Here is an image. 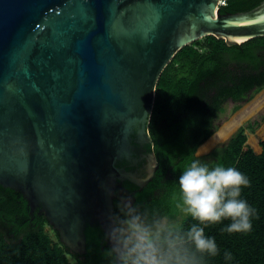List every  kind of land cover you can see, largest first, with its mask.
I'll use <instances>...</instances> for the list:
<instances>
[{"label":"water","instance_id":"obj_1","mask_svg":"<svg viewBox=\"0 0 264 264\" xmlns=\"http://www.w3.org/2000/svg\"><path fill=\"white\" fill-rule=\"evenodd\" d=\"M220 2L0 0V184L43 205L74 253L87 251V224L107 235L119 188L135 202L122 181L154 178V152L143 174L119 161L135 133L153 143L157 83L176 53L208 35L264 36V1L228 14Z\"/></svg>","mask_w":264,"mask_h":264},{"label":"trees","instance_id":"obj_2","mask_svg":"<svg viewBox=\"0 0 264 264\" xmlns=\"http://www.w3.org/2000/svg\"><path fill=\"white\" fill-rule=\"evenodd\" d=\"M263 1L227 0L220 12H247ZM263 88L264 36L233 45L214 35L198 39L176 53L157 83L148 126L153 143H147V150L155 153L159 167L143 189L129 180L125 182L130 191L135 190L134 205L142 211H156L178 220L183 213L177 207L178 179L197 158L210 167H234L250 181V186L242 189L240 198L256 209L252 229L231 234L222 231L230 220L205 227L206 235L215 238L220 250L217 257L206 256L205 264H264V140L259 154L250 147L245 149L247 131H254L258 123L240 126L225 145L216 147L209 155H196L199 147L217 130L216 121L225 111L227 101L243 102L250 93ZM239 107L235 105L234 110ZM18 196L23 198L18 191L0 185V208L7 211L0 213V218L16 223L9 229L0 228V264H109L104 256L109 247L107 235L100 225L87 227V251L82 255L70 252L57 231L54 241L46 228V218L35 228L20 231L11 211L15 206L12 199ZM120 202L115 200V211ZM28 215L24 218H30ZM193 224L198 221L186 216L176 225L188 230ZM225 251L232 253L231 260L224 259Z\"/></svg>","mask_w":264,"mask_h":264},{"label":"clouds","instance_id":"obj_3","mask_svg":"<svg viewBox=\"0 0 264 264\" xmlns=\"http://www.w3.org/2000/svg\"><path fill=\"white\" fill-rule=\"evenodd\" d=\"M180 202L177 207L198 224L188 230L178 227L167 215L141 210L129 200H121L109 216V247L104 256L109 264H205V257H217L220 250L205 227L224 220L231 223L227 233L252 229L256 209L241 199L249 179L234 167H210L193 159L178 179ZM200 225H203L201 227ZM232 253L224 252L231 260Z\"/></svg>","mask_w":264,"mask_h":264},{"label":"rangeland","instance_id":"obj_4","mask_svg":"<svg viewBox=\"0 0 264 264\" xmlns=\"http://www.w3.org/2000/svg\"><path fill=\"white\" fill-rule=\"evenodd\" d=\"M259 98H261V99H259ZM263 100H264V88L262 90H260L259 92L250 93L249 97L243 102L237 103V102H234L233 100H228L227 103L225 104V111L219 115V117L216 121L217 130L215 131L212 138L208 142L210 144L211 141L213 142L215 139H217L218 141L213 142L214 144H212L209 147H207L209 145V144L207 145L208 142L204 146H202L200 149V153H203V155H200V156L209 155L213 151V149H215L216 147L225 145L228 142V140L230 139V137L237 131V128L239 129L240 126L248 124V123H256V122L258 123V125H255V130L254 131H248V141L245 145V149L250 147V148L254 149V151L257 152L258 154L261 153V151H262L261 141H263V138H264V133L262 132V130L264 128L263 127L264 126V101ZM238 104L240 105V107L237 110H234L235 105H238ZM248 107H251L252 109L248 108ZM242 111H244V112H242ZM242 113L245 114V117L243 118V120H241L242 122L239 121L241 123H239V122L236 123L234 125V127L232 128V130L230 131V133L224 138V140L221 139L219 137V134H217V133H219L221 131V129L223 128L224 125L236 120L234 117H236L237 119L239 117L242 118V116L244 115ZM215 137H217V138H215ZM186 216L187 215L182 213V215H180L179 219L176 221H173V222L175 224H177L181 219L185 218ZM47 230L52 235V238L54 239V241H56V238H57L56 233H55L56 230H53L51 228H47ZM70 252H72V251L70 250ZM71 260L75 261V259L73 257H71Z\"/></svg>","mask_w":264,"mask_h":264},{"label":"flooded vegetation","instance_id":"obj_5","mask_svg":"<svg viewBox=\"0 0 264 264\" xmlns=\"http://www.w3.org/2000/svg\"><path fill=\"white\" fill-rule=\"evenodd\" d=\"M132 143H133L132 160L122 159V160L119 161V163L120 162H122V163L126 162V163H124L121 166L125 167L126 169H129V167H130L131 171L136 172L137 174H143L144 173V166L146 165L145 164L146 156L149 154V151L147 150V143L145 141H141L140 138H139V135L136 134V133L133 135ZM126 181H128V180L122 181V184L125 187H126V185H125ZM1 186H3V185H1ZM3 187H5V186H3ZM5 188H11V187H5ZM11 189L18 191L23 196V198L22 197L20 198L18 196V198L14 197V199H12V200H15V206H13V208L11 210L12 213L16 216V222L18 224L17 227L21 228L20 231H24L25 229H28V228H35L37 225L40 224L41 220L46 218L47 219L46 228H51V229L56 230L58 232V230L48 220L46 211L42 209L43 205L40 204V205H37V206H33V204L31 202H29V200L26 198L25 194L21 190H17L15 188H11ZM126 189L131 194L135 193V190L134 191H130L127 187H126ZM117 199L120 200V201L121 200H129L130 199L132 201V198L129 197L120 188L116 191L115 200H117ZM26 207H27V209H26ZM2 212H7V211H6L5 208H0V213H2ZM25 214H29L28 216L30 218H24ZM15 224H16L15 222L14 223H11V222L9 223V222L3 220L2 218H0V228L9 229L10 226L13 227V226H15ZM89 225L90 224H87V227ZM96 225H98V224H96ZM90 226H92V225H90ZM87 227H86V229H87ZM59 238H60V235H59ZM72 253H74V252L72 251ZM76 254L82 255L80 253H76Z\"/></svg>","mask_w":264,"mask_h":264},{"label":"bare ground","instance_id":"obj_6","mask_svg":"<svg viewBox=\"0 0 264 264\" xmlns=\"http://www.w3.org/2000/svg\"><path fill=\"white\" fill-rule=\"evenodd\" d=\"M222 1H227V0H221V2H220V7L221 6H223L222 5ZM225 5V4H224ZM263 95V94H262ZM258 98V97H257ZM259 99H261V98H259ZM257 100V99H256ZM264 101V100H263ZM252 107V106H251ZM251 107H248V108H251ZM254 107V106H253ZM246 108V107H245ZM252 109V108H251ZM244 110V109H243ZM242 112H244V111H242ZM257 112V111H256ZM242 114H244V113H242ZM241 114V115H242ZM238 115V114H237ZM236 115V116H237ZM245 117V114L242 116V118L241 117H239L238 119L236 118V117H234L236 120H234L233 118V120L234 121H232V122H230V123H227L226 125H224L223 126V128L221 129V131L219 132V133H217V134H219V137L221 138V139H223L224 140V138L230 133V131L232 130V128L234 127V125L236 124V123H238L239 121H241V120H243V118ZM247 121V120H246ZM242 122V121H241ZM241 122H239V123H241ZM238 126V125H237ZM236 126V127H237ZM264 127V126H263ZM262 132L264 133V128H263V130H262ZM215 138H217V137H215ZM215 141H218L217 139H215L213 142H215ZM212 141H211V143L209 144V142L207 143V147H209V146H211L212 144H214Z\"/></svg>","mask_w":264,"mask_h":264},{"label":"built area","instance_id":"obj_7","mask_svg":"<svg viewBox=\"0 0 264 264\" xmlns=\"http://www.w3.org/2000/svg\"><path fill=\"white\" fill-rule=\"evenodd\" d=\"M226 4V1H222V5Z\"/></svg>","mask_w":264,"mask_h":264}]
</instances>
